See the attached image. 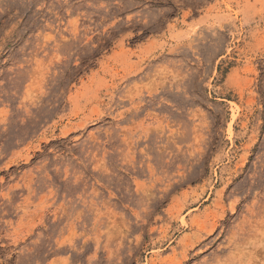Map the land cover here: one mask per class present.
Wrapping results in <instances>:
<instances>
[{
	"label": "rangeland",
	"instance_id": "rangeland-1",
	"mask_svg": "<svg viewBox=\"0 0 264 264\" xmlns=\"http://www.w3.org/2000/svg\"><path fill=\"white\" fill-rule=\"evenodd\" d=\"M0 264H264V0H0Z\"/></svg>",
	"mask_w": 264,
	"mask_h": 264
}]
</instances>
